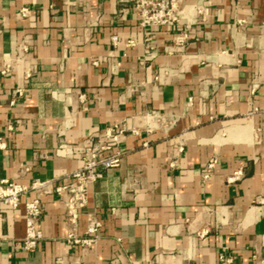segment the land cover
Segmentation results:
<instances>
[{
  "label": "crops",
  "instance_id": "crops-1",
  "mask_svg": "<svg viewBox=\"0 0 264 264\" xmlns=\"http://www.w3.org/2000/svg\"><path fill=\"white\" fill-rule=\"evenodd\" d=\"M122 1L0 0V70L13 61L0 75V183H65L82 161L57 155L62 143L140 129L89 192L95 247L69 244L48 196L44 238L26 252L32 192L0 207L2 264H264V0H178L182 24L152 29ZM149 111L160 119L145 130Z\"/></svg>",
  "mask_w": 264,
  "mask_h": 264
},
{
  "label": "built area",
  "instance_id": "built-area-1",
  "mask_svg": "<svg viewBox=\"0 0 264 264\" xmlns=\"http://www.w3.org/2000/svg\"><path fill=\"white\" fill-rule=\"evenodd\" d=\"M122 2H128V0ZM134 9L144 29L175 27L182 24L184 10L179 8L178 0H135ZM27 13L28 9H23L21 17L25 18ZM112 41L116 45L118 37H112ZM12 71L13 61H5L0 75L5 76ZM17 93L22 96V89H18ZM143 119L145 130H150L151 123L160 119V115L155 111H149ZM128 134L139 135L140 129L126 121L107 127L103 133L91 135L80 143L74 145L62 143L57 150V155L65 156L67 150L78 152L82 161L78 170L65 176L67 180L65 183H57L55 180H36L30 185L19 181L0 183V207L18 210L23 200L30 193H35V197L24 204L26 232L23 249L26 252L34 251L44 238L40 222L45 215L43 198L48 196H56L64 205L65 223L69 227L66 239L69 244L81 250L92 249L97 245L101 238L102 223L97 214L85 212L88 195L95 183L102 179L107 171L121 166L126 155V151L121 150V145ZM215 164V160L208 164L204 170V179L211 176ZM83 218L87 222V228L83 234H79L78 228ZM219 261L221 264H232V260L224 254L219 257ZM0 264H2L1 258Z\"/></svg>",
  "mask_w": 264,
  "mask_h": 264
}]
</instances>
